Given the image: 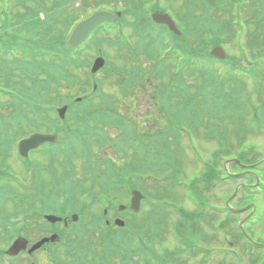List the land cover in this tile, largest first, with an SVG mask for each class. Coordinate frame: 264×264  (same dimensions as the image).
<instances>
[{
  "label": "trees",
  "instance_id": "1",
  "mask_svg": "<svg viewBox=\"0 0 264 264\" xmlns=\"http://www.w3.org/2000/svg\"><path fill=\"white\" fill-rule=\"evenodd\" d=\"M47 1L52 7L56 6L51 0ZM237 1L243 2V0L184 1L189 23L186 24V33L181 38H173L163 61L171 62L172 65L177 64L179 67V62L184 60L188 66L185 67V64L181 71L171 77L166 85L168 91L161 94L158 102L164 111H170L177 125H182V118L188 116L191 119L192 132L195 134L205 121L207 128L204 134L207 133L208 137L218 141L219 148L214 156L216 162H208V170L203 174V180L207 183L213 181L217 183L219 178L231 179L225 170L224 172L221 170L225 174L221 177L218 159L238 158L242 167L249 165L250 168L247 169L263 177L259 187L256 190L250 189L251 192L248 193L264 194L261 190L264 188V165H261L264 160L257 158L262 152L260 150L259 153L254 143H247L250 136L264 133V74L260 73L264 69V42L262 45L256 43L263 36L261 32H264V0H249L244 4L242 13L241 6L237 9L233 6ZM13 7L16 10H13ZM29 7L28 1H22L21 7L13 2L12 7L0 12V179L7 169L6 160L13 151L15 141L28 132L50 125L53 119L47 107L64 102L68 94L63 91L75 89L79 76L74 70L78 66H84L83 55L87 53L84 45L75 49L68 48L65 38L62 37L64 29L62 25H67L68 21L72 22L78 18L76 17L78 12L71 6L61 11L55 8L48 9V12L44 11V21L40 17L38 5L34 7V12L31 11L33 6L30 9ZM147 21L146 14H139L131 18V21L127 20L126 26L137 31L138 27L148 26ZM43 22L44 32L40 31L38 35H33V32L41 29ZM123 28L112 24L107 39L122 40ZM101 30L94 31L92 40L98 38ZM241 35L245 36L243 47L255 48L257 56L252 59L250 57L241 59L234 54L228 56L224 63L229 66V73L224 77L217 60L210 56L209 47L232 42L235 37L239 38ZM160 36L163 38L162 31ZM168 36L167 32L165 38ZM118 42L122 43L121 41L115 43ZM238 46L242 49L241 44ZM136 49H139L138 44L133 47V55ZM120 53L126 55L125 50H120ZM136 54H139L138 51ZM243 60L248 66L243 64ZM188 68L194 71L190 72ZM40 80V85L36 86ZM248 80L254 84L253 93L260 101L254 102L251 91H245V88L248 90L246 83ZM172 100H176L177 105L172 104ZM85 104L86 102H80L74 105L81 108ZM79 112L78 110L73 113L79 123L69 128L65 134L69 139L64 143L75 140L74 138L81 134L78 132L81 131L83 117ZM235 138L239 145L238 149L233 144ZM66 146L69 145H64L60 151L67 155V159H71L69 157L71 150L67 152ZM51 153L55 154L56 151ZM234 166L237 167L239 164L234 162ZM17 188L21 189L9 182L8 186L0 188V264H16L14 261L11 262L12 260L8 261L9 257L4 252L5 246L16 233H20V228L24 229L27 226L21 218L27 219L26 215L34 208L39 197L38 191L27 197L16 195L13 192L14 189L18 190ZM94 222L86 226L89 228L104 225L102 217L94 219ZM115 234L116 231L107 233L110 239H113L112 236ZM140 240L143 241L142 238ZM75 242L76 240H73L70 243V253L74 251ZM127 253L131 256L134 251Z\"/></svg>",
  "mask_w": 264,
  "mask_h": 264
},
{
  "label": "rangeland",
  "instance_id": "2",
  "mask_svg": "<svg viewBox=\"0 0 264 264\" xmlns=\"http://www.w3.org/2000/svg\"><path fill=\"white\" fill-rule=\"evenodd\" d=\"M71 1H69L68 3H70ZM158 2L155 0H147V7L150 8L149 6H151V4ZM163 5L165 7H167L168 5L164 4V2L162 1ZM179 1L178 3H176L174 1V9L178 10L179 7ZM13 10H16L13 7ZM18 14V11H17ZM17 14H16V18H17ZM175 17V16H174ZM176 18V17H175ZM176 20L179 22V20L176 18ZM245 39V36H244ZM264 42V38H260L259 41H256V43L258 44H263ZM235 43V42H234ZM231 45L233 46V44L231 43ZM98 48V46H97ZM108 49V48H107ZM254 49V48H253ZM248 50L247 55L250 58H253L255 56H252L251 54L254 53V50ZM94 50V48H93ZM234 51V50H233ZM108 53L110 55V59L114 57L116 50H108ZM239 58H243L242 54L239 52H235ZM91 54V53H90ZM96 55V54H95ZM94 55V56H95ZM46 61V60H45ZM243 63L248 66V63L246 61H243ZM120 65H123V62L119 63ZM168 63H165V66H167ZM153 63H146V65H142V67H146V70L141 73V77L144 75L146 77L148 73H151V71L153 70ZM44 67L46 68V66L44 65ZM263 71V72H262ZM260 71L261 74H264V69ZM147 73V74H146ZM143 76V77H144ZM106 81H104V88H106V94L108 95V98L112 95V96H116L114 94H118L120 91L118 86L116 88V85L114 84L115 81L113 79H105ZM150 77L148 79L143 80L145 83H147L149 86L148 88L145 90V92L147 93H151L153 94V90L156 89L158 86L161 88H164V85L169 82L170 80V76L164 75L162 78V86L158 83V80L154 83L149 84ZM40 81H38V84L36 86L40 85ZM107 83V85L105 84ZM247 84V89L251 90L253 87V83L248 80L246 81ZM65 92V91H64ZM145 92H142V94L140 93V95H144ZM259 97L257 98V96H253V100L254 101H258ZM260 100V99H259ZM149 106L148 103L143 104V108L142 111L147 109ZM231 136V135H230ZM256 135H252L249 137V140H253L255 139ZM232 138V136H231ZM233 139V138H232ZM236 139V138H235ZM233 140V144L235 146H237V140ZM256 141L259 142L260 147L263 149L262 151V155L259 154V156L257 157L258 159H264V134H262L259 138L256 139ZM193 144L195 145V147L198 149L197 151H199L201 154H199V160L198 162L194 159V157H196V155H191L189 153V157H187L186 159H184V163H187V165L185 166V170L187 172V179L192 177L196 172H198L197 169L202 168L205 161H208L212 155L213 152L217 149L218 144H216L215 141L212 140H200V138L193 139ZM112 153V151H111ZM102 154V153H101ZM113 155V154H111ZM202 155L203 158L200 156ZM39 158L41 160V157H39L38 155H35V153H33V158ZM78 157V156H77ZM84 157V156H82ZM190 158V161H189ZM30 159V158H29ZM42 161H34L35 163H41V165H44V158H42ZM203 159V160H200ZM36 160V159H35ZM23 162L19 160L17 153L13 152L12 155H10L8 157V160H6V164L9 166L7 167L8 171H11L12 173H22L24 176L22 178L19 179V184L21 186H23L24 188L28 189L30 191L29 195L26 196H30L31 194H33V183H32V179H31V174H27L28 172H26V169L24 168L25 166L22 164ZM74 169L79 171L80 176L83 177L84 171H85V164L86 161H76L74 160ZM226 165H228V163H225ZM264 165V164H263ZM24 166V167H23ZM5 173V172H4ZM2 173V174H4ZM48 174H44V182H51L53 180V176L47 172ZM6 178V176H4ZM87 178V177H86ZM6 181H8V179H4ZM247 181L251 180L250 178H246ZM165 181H169L167 179L163 180ZM138 182L142 185H144L146 187V189L149 192H153L155 193V187H153L155 181L153 178L151 177H147L146 179H139ZM239 182V180L235 181H230V180H225L224 183L223 182H217L216 186L214 187H209V189L206 191V197H208L211 202L213 204L216 205H224L225 204V199H224V195L226 194L227 196H231L234 193V189L236 184ZM7 183V182H6ZM32 183V184H31ZM4 182L0 181V188H4L6 186H8V183L4 186ZM76 186L74 181H72V177L70 174H67L65 172H63L62 174H60V176L57 178V185L55 189H62L63 191H65L66 189H68V187L70 186ZM90 185V181L86 180L84 181V187L88 188ZM77 187V186H76ZM189 187V186H188ZM175 185L174 186H170L168 189L171 193L172 198L178 200L176 201L179 205L184 206L188 209H192L195 208L196 206L193 204V202L190 200L189 196L187 194H185L182 190V187H179L178 189H175ZM55 189L49 194V196L47 197L46 200H44V204L48 203L50 205V207L46 208V210H53L55 211V213H60V214H65L64 211H62L61 209H52V207L55 205L57 208L61 207V204L57 203L56 200L59 197L58 194H56L54 191ZM165 190L166 194H169L168 190L165 188H163V190L161 192H163ZM160 192V193H161ZM109 197H114L115 198V194L111 193V195L108 193ZM158 195V194H157ZM154 196V194H153ZM128 194L125 193H119L118 198L121 201L127 202L128 201ZM234 200L236 199V197H233ZM160 201H162L160 198H158ZM159 200L155 199V197H152L150 200H148V204L144 203L145 206L143 205L142 210H140V213L136 216V218H134V213L133 212H127V214H124L123 216H121V218L132 222L130 225V230H137L139 233L142 234L143 238L146 237L147 231H146V226L147 224L154 229L155 225L157 224L156 222H149L153 213H155L158 210V206L156 204H161L158 203L160 202ZM175 201V200H174ZM157 202V203H156ZM105 205L108 206L107 204V200H105L104 198H101V200H98V202L95 204V207L93 209L94 212H101L103 211V208L105 207ZM40 208V206L38 207ZM72 206L69 205L68 209L71 210ZM41 209V208H40ZM115 214V213H114ZM219 216V217H218ZM224 217V215H216L214 220L209 221V222H202L200 227L203 228V231H205L206 233H209L212 231V228L210 226V223H218L221 222L220 220ZM43 218V217H42ZM178 218V215L175 213L173 215L170 216L171 220H176ZM225 218V217H224ZM44 219V218H43ZM263 219H264V215H263ZM22 222H26L25 219L21 218ZM29 221L27 227L31 230V235L30 238L32 241L38 239L40 236L44 235V229H39L38 225L35 220H32L31 218L27 219ZM43 222V220H41ZM261 222V221H260ZM237 224V222H236ZM257 224H259V222H257ZM228 225V229L231 235H233L235 233V226H234V222H227ZM64 224L63 223H57V224H52L49 223L47 221H44V228L46 230L49 231H53V230H61ZM28 229V230H29ZM248 232L250 235H255L256 237H258L261 231H264V226H262L260 229L255 228L252 229L250 228V225H248ZM255 231V233L253 232ZM123 233L124 231H120L119 235H121L120 237H123ZM228 231H222L219 230L218 234H213L214 237L211 241H207L206 239H204V235L200 236L198 235L194 241L196 244H198L200 247H210L212 248V251L207 255L206 259H203V253L200 251L198 252L197 250L194 251V254L196 255V257H192L191 255H186V256H181V255H176L175 258H177V262L176 264H194L193 260L194 258H196V261L201 260L202 264H238V260H242L245 263H248V259H249V251L246 250L244 247H242L241 245H235L233 243V239L231 235H227ZM40 234V235H38ZM90 237V236H89ZM89 237H87L86 241L84 242V245H87V241L89 242ZM92 242L95 243L97 246V248L100 247V243L102 242L99 236H92ZM189 242H192L189 238H186ZM52 245H48L47 248H50ZM233 246V247H231ZM88 247V246H87ZM85 247V248H87ZM176 248V249H175ZM180 248V245L178 244L176 238H175V234L172 230V228L164 229L161 232V236H160V241L157 243L155 249L156 252L160 253H164L166 251H170V254H174L175 252H171V250H178ZM235 249L237 250L236 254L231 253L230 249ZM262 249V248H261ZM59 246L58 245H54L52 246V250L50 249H42L39 250L38 252H36L35 255L33 256H27L28 254L26 253L25 255H23V257L20 258L19 260V264H30L31 261H35L38 264H50L51 260H54L57 255L59 254ZM197 251V252H196ZM257 256V254L255 255ZM155 264H170L168 262H157Z\"/></svg>",
  "mask_w": 264,
  "mask_h": 264
},
{
  "label": "water",
  "instance_id": "3",
  "mask_svg": "<svg viewBox=\"0 0 264 264\" xmlns=\"http://www.w3.org/2000/svg\"><path fill=\"white\" fill-rule=\"evenodd\" d=\"M153 17L158 23L168 24L171 29L175 30L178 34H180V32L176 29L175 23L171 20V18L167 14H154ZM105 19L112 20V19H114V16L109 14V13L103 12V13L95 15V17L90 18L85 22L80 23L75 28V30L73 31V34H72V36L68 42L69 45L75 46V45H78V44L82 43L83 41H85L87 39L92 27L95 24H97L98 22H101L102 20H105ZM213 53L216 56H218L219 58L225 57V51L221 47H217L213 51ZM102 65H103V61L98 59L96 61L94 68H93V71H96ZM65 110H66L65 107L63 109H60V113L62 116H63V113ZM56 141H57V135L56 134L35 133V134H32L30 137L23 139L18 145V150H19L20 155L26 157V156H28V153L30 150L37 149L46 142L55 143ZM135 198H136V202H135ZM135 198H134V201L132 202V207L135 209H138L139 199L141 198V196H139V197L135 196ZM48 219L55 222L56 220H59L60 218H58L56 216H48ZM119 221L120 220H118V222ZM121 223L123 224L122 221H121ZM54 238H55V236H52L51 238L42 239L40 242L35 244L31 248L30 251H33V250L39 248L46 241L54 240ZM26 244H27V241L25 239L20 238L14 242V244L12 245V247L9 249L8 252L10 254H13V255L17 254L21 249L26 247Z\"/></svg>",
  "mask_w": 264,
  "mask_h": 264
}]
</instances>
